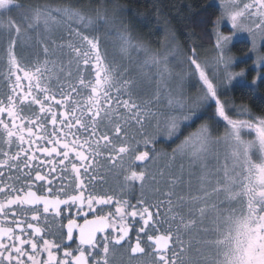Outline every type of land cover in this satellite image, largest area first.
Wrapping results in <instances>:
<instances>
[{
  "label": "snow or ice",
  "instance_id": "obj_1",
  "mask_svg": "<svg viewBox=\"0 0 264 264\" xmlns=\"http://www.w3.org/2000/svg\"><path fill=\"white\" fill-rule=\"evenodd\" d=\"M125 11L114 5L110 16L107 9H97L93 17L70 5L25 6L17 0H0V59L6 62V71L0 75L9 89L0 97V264H26L25 258L30 264H111L110 255L121 248L131 257L147 256L146 264H264V114L255 115L244 105L222 101L219 91L239 79L240 86L254 96L258 84L264 83V72L258 71L249 84L243 79L246 72L231 71L235 58L228 55L229 45L246 35L250 52L264 68V54L260 53L264 0H220V16L212 22L215 57L201 62L195 45L186 54L189 74L200 84L198 94H169L167 111L159 114L132 99L138 82L124 78L127 67L117 77L96 27L103 24L114 29L121 55L143 53L138 71L154 68L159 85L165 76H171L168 56L151 52L132 35L120 19ZM221 21L230 22L232 35L219 31ZM32 32L38 50L29 69L21 63L17 48L32 40ZM69 53L73 58L63 61L61 57ZM73 63L79 73L75 82ZM81 64L91 69L92 79H85ZM56 68L59 72L53 71ZM22 80L27 81L26 86ZM160 100L158 86L153 102L159 104ZM213 103L212 118L225 123L223 136L214 137L205 121V112ZM36 106L38 112H31ZM25 110L31 114L25 115ZM133 126L135 134L130 131ZM245 134L253 138L246 139ZM221 141L229 148L232 167L225 164L222 172L213 173L208 168L210 146ZM162 143L176 146L168 153L157 148ZM161 158L169 161V169L184 159L199 165V189L192 194V174L185 181L180 163L179 174L169 172L167 176V190L152 189L162 200L155 205L138 201L143 206L139 213L143 226L133 241L128 226L117 228L112 213L103 214L105 206L121 201L96 192L95 186L106 183V175L112 173L122 175L121 191L138 184L143 193L146 185L159 183L149 164ZM101 160L108 172L101 171L105 167ZM158 175L164 179L165 168ZM182 187L189 193L187 197L179 191ZM173 198L175 208H186L187 215L175 211L161 221L160 207L167 205L173 212ZM74 206L76 216L84 217L82 225L72 218ZM65 211L67 224L62 227H66V238L72 241L74 229H78L83 247L76 253L65 250V259H59L53 249L61 245L44 239L45 229L38 225L50 215L62 218ZM89 213L92 219H88ZM116 213L123 219L122 207ZM137 215L131 212L132 217ZM162 225H166L163 231ZM28 230L31 238H24ZM100 233L105 234L98 239ZM41 253H47V259H40Z\"/></svg>",
  "mask_w": 264,
  "mask_h": 264
},
{
  "label": "rangeland",
  "instance_id": "obj_2",
  "mask_svg": "<svg viewBox=\"0 0 264 264\" xmlns=\"http://www.w3.org/2000/svg\"><path fill=\"white\" fill-rule=\"evenodd\" d=\"M18 3H23L25 6L28 5H39V6H51V7H57V6H72L74 8L81 9L85 11L87 14L92 15L95 17L97 9H100L101 12H103L105 9H107V12L109 16L112 13L114 5H119L117 3H111V4H103L99 7L93 8H79L71 3H55L50 0H17ZM213 4H215L220 9V0H213ZM122 7V6H121ZM123 8V7H122ZM13 15H16L15 12L12 13ZM120 19L123 21L125 25H127L131 33L134 37L142 41L153 53H157L159 56L164 57L165 55L168 56V68L171 72V76H165L164 81L158 85V77L155 75V69L154 68H145L141 71H138L139 66L142 64L143 60L145 59V56L143 53L137 54L136 52H132L130 57H125L120 54L119 51V41L117 40L116 36L112 33L114 32V29H111L103 24H100L96 27L99 29V34L102 38V45L106 48L108 53V62L110 67H113L116 69V75L118 78H120V72L124 70V68H129V72L125 74L124 78L133 77L137 80V86L134 89V93L132 96V99L140 104L141 106L150 107L153 111L157 112H164L167 111V105L166 101L168 98V95H174V96H195L198 94V89L200 87V84L198 83L196 77L191 76L189 74V66L186 62V54L189 52L187 51L184 46L181 44L179 39L175 36L174 32L170 30L169 28L164 30V38L161 41V44L158 47L150 46L148 43H146L141 37L138 36L136 30L134 27L129 23L128 17L126 15V12H124ZM246 23H251L250 21H246ZM219 31L223 35H232V29L230 27V22L227 21H221V23L217 26ZM60 33L58 32L57 35ZM95 34V33H91ZM32 36L31 41H26L23 47L17 48V55L21 57V61H23V64L25 66H30L32 68L33 62L35 60L34 52L38 50L37 47H34L35 40H36V33L32 32L30 33ZM248 37V36H247ZM249 39V37H248ZM246 37L244 35H241L240 37L236 38L231 45H229L230 51L228 52V55L235 58V62L232 65L231 71L233 72H240L244 71L246 72V77L243 79H247L248 74L252 76V79L254 76H256L257 72H264L261 67L258 66V62L256 60V54L251 53L250 51L244 53H235L233 51V45L236 42L239 41H245ZM259 45V41L257 42ZM215 44V29L213 28V45L209 48H202L197 47V53H198V59L203 61H209L211 62L213 58L216 55V51L214 48ZM51 46V45H49ZM67 52V49L65 50ZM260 53L264 54V47H261ZM0 56H3L2 50H0ZM72 54L69 53L68 55H65L61 57L63 61H67L69 59H72ZM41 61L43 60V57L40 58ZM251 59L252 63L250 65L246 64V62ZM82 65V64H81ZM72 67H75V63L72 64ZM30 69V68H29ZM76 70V69H75ZM6 71V62L3 59H0V74L4 73ZM53 71L59 72V69H53ZM208 74L210 78H212V67L209 65L207 68ZM75 72V71H74ZM62 75V74H61ZM89 77L93 78V72L89 68ZM1 79H3V75H0V83ZM73 79L75 77L73 76ZM4 80V79H3ZM248 81V79H247ZM215 82V81H214ZM251 84L250 82H248ZM54 85V84H53ZM235 85H240V80L234 81L231 86H222L220 87V98L224 96L225 94L228 96L231 87ZM159 86V92L161 96V100L159 104H156L153 102V97L157 93V88ZM227 102H230L228 98H224ZM223 100V101H224ZM231 105V104H230ZM229 105V106H230ZM210 108V107H209ZM208 108V109H209ZM213 108L215 112L214 103ZM207 109V110H208ZM232 115V113H229ZM125 117H127V113H125ZM235 118V117H234ZM245 118V117H241ZM215 126L212 124V129H223L221 132L214 133L213 130V136H223L225 132V123L223 121H219L216 119ZM131 129H136V126H133ZM219 133V134H218ZM246 139H252V134H245ZM176 145L173 144V146L165 152L171 153L172 149ZM180 163H183L184 165V179L185 181L188 180L189 174H192L191 177V183H192V194H195L199 189V183H198V177L200 175V168L199 165H193L188 159H184L183 161H176L174 164H172L171 168L169 169L167 165L169 164V161H167L164 158H161L157 161H154L149 164V168L153 174L157 175V180L159 181L158 184H149L145 186V190L143 193L141 192V189L139 185L133 186L131 189L139 190L141 194L143 195H151L154 196V198L159 200H162L163 197L160 196L157 193H154L152 191L153 188L158 187L161 192L167 190V183L166 179L171 172L173 175L179 174V168L178 165ZM227 164L228 168L232 167V158L229 155V148L227 144H225L223 141L220 143L212 144L210 146V155L208 157V168L211 172H222L223 168ZM161 168H165V178L161 179L158 175L159 170ZM130 190V189H125ZM181 194L185 195L186 197L189 195V193L184 189L183 187L179 190ZM140 194V195H141ZM173 203V212H170V216L174 214L175 211H182L185 215H187V209H177L175 208V198Z\"/></svg>",
  "mask_w": 264,
  "mask_h": 264
},
{
  "label": "trees",
  "instance_id": "obj_3",
  "mask_svg": "<svg viewBox=\"0 0 264 264\" xmlns=\"http://www.w3.org/2000/svg\"><path fill=\"white\" fill-rule=\"evenodd\" d=\"M55 3H71L79 8H96L103 4L117 3L126 11L129 23L139 37L150 46L158 47L169 28L184 48H209L213 45V21L220 16V9L213 0H50ZM208 5H212L208 7ZM233 51H246L245 43L233 45ZM232 100L246 104L254 114H264V83L258 84L256 94H248L242 87L232 92ZM213 108L205 112V121L216 125ZM203 122V121H202ZM214 133L223 129H213ZM219 134V133H218Z\"/></svg>",
  "mask_w": 264,
  "mask_h": 264
},
{
  "label": "flooded vegetation",
  "instance_id": "obj_4",
  "mask_svg": "<svg viewBox=\"0 0 264 264\" xmlns=\"http://www.w3.org/2000/svg\"><path fill=\"white\" fill-rule=\"evenodd\" d=\"M246 37L245 41H239L242 43H245L246 45V51L242 52L245 54V52L250 51L251 45H250V40L248 39V37L246 35H244ZM238 43V42H236ZM21 63L23 64V61H21ZM252 63V60L249 59L246 64L250 65ZM26 68H31L30 66H25ZM33 67V66H32ZM75 67L71 66V70L73 72V76L75 77V79L72 80L73 82H75V80L77 79V76L79 75V73L77 72V69L75 70ZM81 72L83 73L85 79H92L89 76V68H85L83 65L80 66ZM68 68H65V71H67ZM262 70L264 71V68H262ZM75 71V72H74ZM19 75H23L22 73H19ZM248 82L251 83L252 81V76L250 74H248ZM22 85H27V81L26 80H22ZM237 87H241L240 85H235L233 87H231V91L229 93V95L227 96L226 94L224 96H222L220 99L223 101L224 98H228V100L230 101V104H235L237 106L240 105H244L247 108H249L246 104L244 103H238L237 101L232 100V92L234 91L235 88ZM53 89L55 90V84L53 85ZM9 89L7 86V83L1 79V83H0V97H5L8 93ZM59 98V97H58ZM226 101V100H224ZM250 109V108H249ZM251 110V109H250ZM31 112H38V106L34 107ZM31 112H29L28 110H25V115H30ZM252 112V111H251ZM253 113V112H252ZM254 114V113H253ZM258 115V114H255ZM50 127V126H49ZM132 134L136 133V129H131L130 130ZM79 134V133H78ZM216 134V133H215ZM137 138H139L137 136ZM45 146H49L50 145H45ZM173 146V144L169 145L167 143H162V144H158L157 148L159 149H163L165 150H169L171 147ZM39 156V153L37 154ZM2 158V157H0ZM41 159L43 157H40ZM102 164H105V167L101 169L102 172H108V168L106 165V162H104L103 160H101ZM152 163V162H151ZM58 175V173L53 174V176ZM106 179V183L104 184H100L97 183L95 186V191L98 193H107L110 195H114V197L116 198V200L121 201L120 204L117 203H113L112 205H108L104 207V213L103 214H107L109 212L112 213V217H111V221L112 223L115 225V227H120L121 225H126L130 228V237L132 238V240L134 241L136 238V234L138 232V230L143 226V220H141L139 213L142 212V208L143 206L140 205L138 203V201L140 199H144L146 204L148 205H155L158 202V199L154 198V196H147V195H143L140 193L139 190H135V189H130V190H120V185L123 183V177L121 176H116L112 173H109L108 175H106L105 177ZM85 180L87 182V177H85ZM54 184H55V180H54ZM91 190V189H90ZM141 194V195H140ZM128 201L127 205H124L122 202L123 201ZM99 207V206H97ZM117 207H122L123 208V219H121V214H117L116 213V208ZM153 211V213H155L156 208H152L151 209ZM84 211H87V207L85 206ZM132 211H136L138 213V215L136 217H132L131 216V212ZM76 212H77V208L74 206L72 209V218L77 220V223L82 225L84 222V217L81 214L79 217L76 216ZM160 217L158 219H160L161 221L165 220V219H169L171 216L169 215L170 212L168 211V206L167 205H162L160 207ZM67 218H68V214L67 211L64 212L63 217L62 218H53L51 215L48 217L47 222H45L43 219L41 220V222L39 223L38 226H40L42 229H45V233H44V239H49V240H54L56 243L60 244L61 247L59 249H53L54 253L56 254V256L59 259H65L64 257V251H72L74 253H76V250L79 247H83L79 245V230L78 229H74V233H73V240L72 241H68L66 238V227H62L66 226L67 224ZM93 215L91 213H89L88 219H92ZM154 219H157L156 217H154ZM7 226V225H5ZM14 227V225H13ZM26 227V225H25ZM166 227V225H162L161 226V231L164 230V228ZM108 231H111V229H109ZM146 231H148L149 234H152L151 232V228L146 229ZM62 232L64 233L62 235ZM29 233H31V230H28L26 233L23 234L24 238H31L29 236ZM17 234L19 235L20 232L19 230H17ZM105 233H100L98 234V239L100 237H102ZM141 237H144V234L141 233L140 234ZM185 239L187 240V236H185ZM37 240L40 244H42V240H39V238L37 237ZM6 243H10V241H5ZM25 248L28 249L30 251V246L25 245ZM40 259H47V253H41L39 256ZM149 258L147 256H136V257H131V254L128 250L121 248L118 249L117 252L114 255H110V261L111 264H146L147 260ZM26 264H30V262H27L26 258H25Z\"/></svg>",
  "mask_w": 264,
  "mask_h": 264
}]
</instances>
